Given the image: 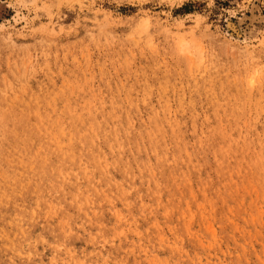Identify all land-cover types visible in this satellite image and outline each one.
Returning a JSON list of instances; mask_svg holds the SVG:
<instances>
[{
    "label": "rangeland",
    "instance_id": "obj_1",
    "mask_svg": "<svg viewBox=\"0 0 264 264\" xmlns=\"http://www.w3.org/2000/svg\"><path fill=\"white\" fill-rule=\"evenodd\" d=\"M0 180V264H264V0H0Z\"/></svg>",
    "mask_w": 264,
    "mask_h": 264
},
{
    "label": "bare ground",
    "instance_id": "obj_2",
    "mask_svg": "<svg viewBox=\"0 0 264 264\" xmlns=\"http://www.w3.org/2000/svg\"><path fill=\"white\" fill-rule=\"evenodd\" d=\"M202 61V60H201ZM78 108V107H77ZM127 108V107H126ZM63 111V110H62ZM142 111V110H141ZM59 112V111H58ZM101 118V117H100ZM90 120V119H89ZM6 122H8V121H6ZM42 122H43V120H42ZM9 123V122H8ZM7 123V124H8ZM9 125V124H8ZM66 126V125H65ZM67 128V127H66ZM24 130V129H23ZM101 131V130H100ZM64 132V131H63ZM8 135V134H7ZM16 142V141H15ZM141 144V143H140ZM77 147V146H76ZM17 149V148H16ZM22 150V149H21ZM46 151V150H45ZM129 156V155H128ZM81 165V164H80ZM8 169V168H7ZM9 170V169H8ZM158 174V173H157ZM1 181V180H0ZM73 186V185H72ZM140 186V185H139ZM63 187V186H62ZM152 187V186H151ZM67 199H68V197H67ZM28 202V201H27ZM129 203V202H128ZM230 203V202H229ZM28 204V203H27ZM32 207V206H31ZM209 209V208H208ZM147 216V215H146ZM245 216V215H244ZM81 218V217H80ZM224 218V217H223ZM160 219H162V218H160ZM127 220V219H126ZM132 220V219H131ZM233 220V219H232ZM247 220V219H246ZM97 222V221H96ZM238 222V221H237ZM78 223V222H77ZM92 230V229H91ZM45 232V231H44ZM99 232V231H98ZM87 233V232H86ZM34 236V235H33ZM172 239V238H171ZM107 242V241H106ZM113 242V241H112ZM28 245V244H27ZM36 246V245H35ZM81 249V248H80ZM40 251V250H39ZM136 251V250H135ZM238 251V250H237ZM22 252V251H21ZM65 252V251H64ZM77 253V252H76ZM56 254V253H55ZM109 254V253H108ZM60 255V254H59ZM190 255V254H189ZM221 255V254H220ZM42 256V255H41ZM43 257V256H42ZM54 257V256H53ZM48 259V258H47ZM254 259V258H253ZM33 260V259H32ZM57 260V259H56ZM97 261V260H96ZM4 263V262H3ZM27 263V262H26Z\"/></svg>",
    "mask_w": 264,
    "mask_h": 264
}]
</instances>
